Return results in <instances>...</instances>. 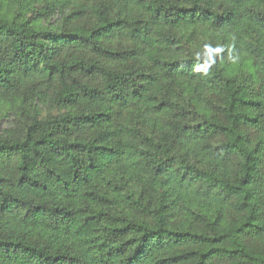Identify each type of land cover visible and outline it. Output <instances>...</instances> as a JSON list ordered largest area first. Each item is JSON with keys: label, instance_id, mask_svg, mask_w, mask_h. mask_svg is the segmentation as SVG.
Returning a JSON list of instances; mask_svg holds the SVG:
<instances>
[{"label": "trees", "instance_id": "1", "mask_svg": "<svg viewBox=\"0 0 264 264\" xmlns=\"http://www.w3.org/2000/svg\"><path fill=\"white\" fill-rule=\"evenodd\" d=\"M0 264H264V0H0Z\"/></svg>", "mask_w": 264, "mask_h": 264}]
</instances>
